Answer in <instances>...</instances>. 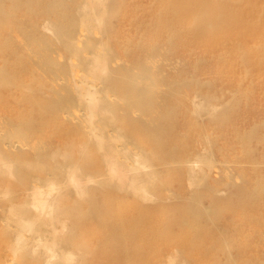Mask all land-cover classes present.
Listing matches in <instances>:
<instances>
[{
	"label": "bare ground",
	"instance_id": "bare-ground-1",
	"mask_svg": "<svg viewBox=\"0 0 264 264\" xmlns=\"http://www.w3.org/2000/svg\"><path fill=\"white\" fill-rule=\"evenodd\" d=\"M139 1L0 0V255L264 264V116L250 107L264 100V0ZM177 52L186 66L168 79L161 58ZM43 72L69 76L67 93ZM40 135L21 155L9 144Z\"/></svg>",
	"mask_w": 264,
	"mask_h": 264
},
{
	"label": "rangeland",
	"instance_id": "rangeland-1",
	"mask_svg": "<svg viewBox=\"0 0 264 264\" xmlns=\"http://www.w3.org/2000/svg\"><path fill=\"white\" fill-rule=\"evenodd\" d=\"M139 5H140L139 11L143 12L142 9L144 8V6L150 5V1L140 0ZM151 9L152 10L154 9L153 5L151 6ZM83 35H86V30L83 28H80L79 32H78L79 39L82 40V38L80 36H83ZM50 37L54 38V34L51 33ZM100 38H102V36H100ZM100 38H98V39H100ZM91 39H93V36H91ZM91 39L86 40L85 42H89ZM148 40H151V38ZM253 41H254L253 38L248 39V42H253ZM94 42H97V40H95ZM82 46H84V44H82ZM121 47H122V44L119 42H113L111 44V49H112L111 55L113 56L112 58L115 59L114 60L115 65H116L115 67H118V65H122V66L124 65L126 68L125 69L123 68V71L131 70L134 66V59L132 60L133 57H129L127 55L121 54L120 53ZM185 54L186 53H184V52H182V53L177 52L175 54H172L169 57H162L161 58L162 63L165 64L164 66H162L163 70H164V74L168 79H170L171 77H174V75H175L174 74L175 69L173 70V68H175L176 66H177V68H179L182 65L186 66L187 56H185ZM53 56L60 63H65L67 65H69L70 60L72 59L68 54H66V53H64L58 49H56L54 51ZM73 60L75 62H77L76 59H73ZM76 69L78 70V68H76ZM42 76L46 77L44 79L47 80L49 83H52L54 80H57V82H58L57 88L60 89L61 91H64L65 93H67L66 90L69 87L68 86V80H72L71 78L68 79L69 76L50 77V76H48L47 73H44V72H43ZM254 96L256 98L259 97V99L255 98L253 100L252 105L250 106L252 108L251 109L252 116H255V118L263 117L264 116V100H261L262 95H261V93H256ZM111 97H112V99L117 100V102H118V96L117 95L111 94ZM82 109H83L82 104H77L74 107H69V108L64 109L63 110L64 122L66 124L70 125V122H69L70 119L72 121L75 120V118L79 116L78 115L79 112L80 113L82 112ZM79 110H81V111H79ZM111 131H113L112 128H111ZM8 132H9V129H7V126H6V113H5V111H1L0 112V144L1 145L3 144V139H4L3 135L6 136V134ZM13 143L16 144L15 146L17 147L16 149H14L16 151H14V150L13 151L16 152V155H18V154L21 155V154H23L22 152H26L28 150L27 148L30 146V144L34 143V144H37L38 146L39 145L44 146L45 144L48 143V141H47V139H45L44 137H41V135H40V136H36V137H32V138H26V139L15 137L9 141L10 145H12ZM55 143H57V141H55ZM5 211H6V208L4 207L3 212L5 213ZM7 223H8L7 218H5L3 216V214L1 215V213H0V231L7 227V225H8ZM0 244H1V239H0ZM0 261H2L3 264H9L10 262L12 264H15L16 261L18 262V257H16L15 255H11L9 253H4V254L0 255Z\"/></svg>",
	"mask_w": 264,
	"mask_h": 264
}]
</instances>
